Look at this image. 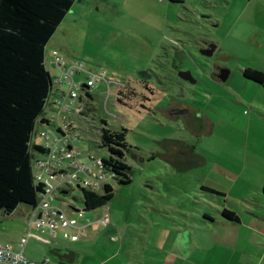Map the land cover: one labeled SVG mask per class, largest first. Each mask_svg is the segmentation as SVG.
<instances>
[{
    "label": "rangeland",
    "instance_id": "1",
    "mask_svg": "<svg viewBox=\"0 0 264 264\" xmlns=\"http://www.w3.org/2000/svg\"><path fill=\"white\" fill-rule=\"evenodd\" d=\"M256 7L254 20L242 17L241 34L229 30L241 16L240 0H107L64 20L52 48L103 74L89 90L92 113L77 119L67 137L80 151V160L98 174L88 157L108 156L98 146L103 121L127 129L125 161L131 179L110 180V222L104 225L99 221L102 207L84 210L82 189L92 187L82 182L88 177L81 174V181L67 194L59 192L61 200L55 203L79 223L89 224L76 240L61 234L55 243L29 238L22 248L29 259L60 264L50 250L63 247L77 254L71 264L256 263L262 250L249 240L248 226L252 219L264 224L255 217L264 218V83L242 74L247 66L264 70V45L252 41L258 33L253 26L264 27V6ZM209 43L219 46L206 57L200 50ZM218 68L230 71L226 80L217 78ZM186 70L190 80L180 77ZM141 73H146L147 84L139 80ZM121 82L127 85L121 88L126 95L118 100ZM108 87L111 103L105 106ZM174 99L187 106L188 115H170L176 110L170 107ZM185 115L197 124L186 127ZM169 138L187 141L183 156L169 159L175 147ZM201 186L225 193L228 202ZM223 206L238 214L240 224H216L223 220ZM75 209L84 216L78 217ZM28 210L20 204L0 220V239L16 245Z\"/></svg>",
    "mask_w": 264,
    "mask_h": 264
},
{
    "label": "trees",
    "instance_id": "2",
    "mask_svg": "<svg viewBox=\"0 0 264 264\" xmlns=\"http://www.w3.org/2000/svg\"><path fill=\"white\" fill-rule=\"evenodd\" d=\"M72 2L0 0V220L12 214L20 204L28 208L36 205L43 191V184L34 180L32 172L35 153L41 151L32 143V135L38 122H46L42 115L52 91L46 44ZM141 74L139 80L147 84L146 73ZM242 74L264 83L262 71L245 68ZM119 94L118 100L126 95L123 90ZM103 123L98 146L108 151V156L103 157L104 169L111 172L116 181L129 183L131 168L125 161V150L130 148L125 139L127 129ZM201 189L228 202L225 193L215 188ZM261 193L264 197V182ZM112 196L113 188L109 185L99 191L82 189L84 210L102 207ZM220 213L228 222L239 220L237 213L226 206ZM203 216L214 221L207 213Z\"/></svg>",
    "mask_w": 264,
    "mask_h": 264
},
{
    "label": "built area",
    "instance_id": "3",
    "mask_svg": "<svg viewBox=\"0 0 264 264\" xmlns=\"http://www.w3.org/2000/svg\"><path fill=\"white\" fill-rule=\"evenodd\" d=\"M53 70L51 73L52 91L47 104L52 105V115L46 122H38L33 130L35 138L42 139L41 148L33 158L32 172L36 182L43 184V191L39 194L38 202L27 212V225L24 235L18 240L20 249H14L9 244L0 243V264H38L24 255L22 248L30 237L44 234L47 243H53L59 231L63 238L76 240L89 224L78 222V218L71 216L56 200L60 201L59 192L67 194L74 183H79L80 175L88 179L84 184L92 187L91 191H99L106 185L111 186L114 180L111 172L104 169L103 157L89 156L93 166H98L99 173L94 174L91 167L80 160V151L72 145L67 137V131L77 127L76 120H85L92 113L90 89L93 88L96 78H102V73L92 72L85 62L79 59H66L57 50L50 52L46 58ZM108 81H111L110 79ZM107 81V82H108ZM126 86L120 83L116 96ZM104 105L110 104V87L105 91ZM89 95V96H88ZM53 125L54 129L50 126ZM112 187V186H111ZM78 217L84 216V211L75 209ZM99 221L107 225L110 222V208L108 204L102 206Z\"/></svg>",
    "mask_w": 264,
    "mask_h": 264
},
{
    "label": "crops",
    "instance_id": "4",
    "mask_svg": "<svg viewBox=\"0 0 264 264\" xmlns=\"http://www.w3.org/2000/svg\"><path fill=\"white\" fill-rule=\"evenodd\" d=\"M172 1V0H171ZM107 3V0H73L72 2V5L70 7V9L68 10V12L66 13V15L64 16V19L60 22V24L58 25V27L56 28L54 34L50 37L49 41L47 42L46 44V54H47V57L49 56L50 52L53 51V50H57V49H53L52 48V45H53V38L55 37L56 35V32H58L64 22V20L67 18V19H71L72 17H74V12L77 10L79 13L84 11L86 8H89L90 6H96V7H99L101 4H106ZM240 3H241V7H242V10L240 12V18H237L235 22H233L230 26H229V30L230 32H235V33H238V34H241L243 33V31L245 30L243 28V24L242 22H244L242 20V17L244 16V18H248L250 17L252 20L255 19V15L253 13L254 10H259L256 6L257 5H260V6H264V2L262 0H240ZM250 6H253V9L249 10ZM70 21V20H68ZM214 26H217L219 27V23H216ZM255 28V31H257L258 33L256 34V36L252 39L253 43H260L262 45H264V27L262 28H258L256 26H253ZM225 28V27H224ZM259 30H261V34L259 33ZM58 34V33H57ZM60 36H62L61 34H58ZM57 40H60V39H57ZM219 45H215V50L217 49ZM214 50V51H215ZM58 51V50H57ZM214 53V52H213ZM247 68H253V69H257L259 71H262L264 73V70L263 69H259L257 67H253V66H247ZM218 69H223V70H227L228 73H227V76L229 74V70L227 68H218ZM215 75V74H214ZM146 77V76H145ZM227 78V77H226ZM226 80V79H225ZM173 103L172 106H170L171 108H174V109H179V108H183V109H187V106H184L182 104V102H179L178 100H173ZM188 111L192 112V110L188 109ZM52 112H53V107L52 105H48L47 107H45L44 109V114L42 115V118L43 119H47L49 118L51 115H52ZM172 114H175V113H170V115ZM176 118H178L180 115L181 117L183 116V114L181 113H177L176 114ZM175 116V115H173ZM184 120H185V126L188 127V128H192V126H194L195 123V118H188L187 116H184L183 117ZM251 119L249 121H247L248 124H250V121L252 120V116L250 117ZM258 117H256L257 119ZM188 120H190L191 122H188ZM188 122V123H187ZM202 122H205V124H209V120L207 118H205L204 120H202ZM213 126V128L215 127V123H212L211 124ZM175 141H177L178 143H175ZM170 144L171 142H174L172 145H174L175 147L172 148V153H170V158L169 159H172L174 156L173 154H180V155H184L187 151V147L189 146L187 144V141H183V140H180V139H171L169 138V141H168ZM33 143H35L36 145H42L43 143L42 142H38L37 139L34 140L33 139ZM171 146V145H170ZM172 162L174 160H171ZM201 187H211V186H201ZM262 187V186H261ZM214 188V187H212ZM262 194V193H261ZM227 198V197H226ZM227 207V206H226ZM228 208V207H227ZM235 212V211H234ZM238 215V214H237ZM256 218H259L262 222H264V218H261L260 216H255ZM239 218V217H238ZM257 219H252L249 224L250 226L248 227H251V231H250V234H249V240L252 242L253 245H256L259 249L262 250V254H260L259 257H257L256 259V263L254 264H264V224H262L261 222L259 221H255ZM255 221V222H254ZM254 222V223H253ZM259 222V223H258ZM85 222L83 221L81 224H84ZM210 224L214 223L213 221H210L209 222ZM216 224H219L221 226H225V227H228V226H237L238 224H240V218L237 222H228L226 221L225 219H223L221 222H217ZM208 230H211L210 227L208 228ZM62 235V232L59 231L58 235ZM22 236V235H21ZM20 236V237H21ZM42 237H45L44 234L41 235ZM33 237V236H32ZM37 237H40V235H37ZM40 237L41 239H37L35 238L36 240H42V241H45L46 239ZM63 237V236H62ZM31 238V237H30ZM58 238V236H57ZM111 239H116L115 235H112L111 236ZM19 240V239H18ZM46 242V241H45ZM0 243H3V244H9L11 245L14 249H20V247L18 246V242L16 241V245L13 244V241H8V240H3V239H0ZM55 243V240L54 242ZM65 248H68V247H65ZM192 248L194 249L195 248V245H194V241L192 239ZM61 250L63 249L60 248ZM65 250V249H64ZM63 251V250H62ZM25 255V254H24ZM26 256V255H25ZM77 258V254L76 252L74 253V258L72 260V262H74ZM239 259H241V257H239ZM71 262V263H72Z\"/></svg>",
    "mask_w": 264,
    "mask_h": 264
},
{
    "label": "water",
    "instance_id": "5",
    "mask_svg": "<svg viewBox=\"0 0 264 264\" xmlns=\"http://www.w3.org/2000/svg\"><path fill=\"white\" fill-rule=\"evenodd\" d=\"M215 50V45L212 43H209L206 48L201 49L200 53L206 57H210L213 55V52ZM227 70L220 69L219 74L217 75V78L224 81L227 77ZM180 77L184 80H190L192 78L191 72L186 70L183 72H180ZM195 82V80L193 81ZM184 110V111H183ZM185 112V109H176L173 110L172 113H183ZM50 253L55 256L60 264H71L73 258H74V252L70 249H65L64 252H61L60 248H52L50 250Z\"/></svg>",
    "mask_w": 264,
    "mask_h": 264
},
{
    "label": "flooded vegetation",
    "instance_id": "6",
    "mask_svg": "<svg viewBox=\"0 0 264 264\" xmlns=\"http://www.w3.org/2000/svg\"><path fill=\"white\" fill-rule=\"evenodd\" d=\"M179 109H180V108H179ZM180 110H181V109H180ZM183 111H184V110H183ZM181 114H183V115H184V114L188 115V113H187V109L185 108V112H183V113H181ZM186 115H185V116H186ZM61 252H64V250H63V251L61 250ZM56 259H57V258H56Z\"/></svg>",
    "mask_w": 264,
    "mask_h": 264
}]
</instances>
